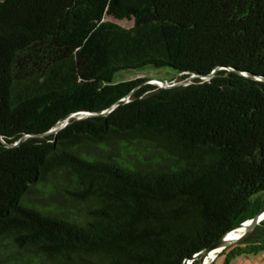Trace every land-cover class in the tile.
Here are the masks:
<instances>
[{
    "label": "trees",
    "instance_id": "trees-1",
    "mask_svg": "<svg viewBox=\"0 0 264 264\" xmlns=\"http://www.w3.org/2000/svg\"><path fill=\"white\" fill-rule=\"evenodd\" d=\"M147 66L194 76L116 80ZM255 77L264 0H0V264H182L250 218ZM42 185L72 206L37 203ZM263 250L264 220L211 264Z\"/></svg>",
    "mask_w": 264,
    "mask_h": 264
},
{
    "label": "rangeland",
    "instance_id": "rangeland-1",
    "mask_svg": "<svg viewBox=\"0 0 264 264\" xmlns=\"http://www.w3.org/2000/svg\"><path fill=\"white\" fill-rule=\"evenodd\" d=\"M106 19L114 21L116 23H118L119 25L123 26V27H130L132 26L133 22L132 20H128V19H123V20H117L114 19L112 17H106ZM137 77H147L148 80L146 83H155L153 81V79H162V80H166L168 83L169 82H177V81H181L183 79H180L179 74H176L171 68L169 67H161V68H154V67H144L142 69H137V70H124L121 71L120 73H118L116 75V80H124V79H132V78H137ZM191 80V78H190ZM67 179V178H65ZM40 190L41 193H39V195H34L35 193H33L34 197H38L37 198V203L40 204H47L48 203V198L44 201V199L48 196H50V201L52 203H56V204H60V205H65L66 206H70L71 202L69 203L67 198H65V196H61V194H65L64 191L60 194L61 189L60 188H56V187H52V189H48L46 188L44 185L40 186ZM33 195L30 196L29 199L33 198ZM72 206V204H71ZM72 213H76L78 214V210L77 209H72L71 210ZM226 260V254H220L216 260L214 261V264H224ZM188 264H192L188 263ZM198 264V262H197Z\"/></svg>",
    "mask_w": 264,
    "mask_h": 264
},
{
    "label": "water",
    "instance_id": "water-1",
    "mask_svg": "<svg viewBox=\"0 0 264 264\" xmlns=\"http://www.w3.org/2000/svg\"><path fill=\"white\" fill-rule=\"evenodd\" d=\"M240 73H242V72H240ZM193 76L194 75L192 74V75H189L188 77L184 78L181 81L172 82V83H168L166 80H161V79H153V81L155 83L161 85V86L186 85V84L190 83V78H192ZM255 78L258 80H261V79L264 80L263 77H255ZM111 110H112V108H110L108 110H104L100 114H107ZM91 115H93V113L84 111V112H79V114L76 118L79 119V118H83V117H87V116H91ZM66 123H67V120H65L59 126L49 130L48 133L49 132H57L59 129H61L63 126H65ZM11 145H14V144H7V146H11ZM263 220H264V205L250 218L243 219V220L239 221L238 223H236L233 227H231L228 231H226L221 237H219L216 241H214L209 247L201 250L200 252L196 253L194 256H192L190 258H186L182 264L191 263L195 259L201 260L202 258L207 257L208 255H210L211 253H213L215 251H218V253H219L225 247H227L229 245L237 244V243L243 241L254 231V229ZM243 223L247 224V227L244 230V232L239 237H237L235 239L232 238V233L234 231V228L240 224H243Z\"/></svg>",
    "mask_w": 264,
    "mask_h": 264
},
{
    "label": "crops",
    "instance_id": "crops-1",
    "mask_svg": "<svg viewBox=\"0 0 264 264\" xmlns=\"http://www.w3.org/2000/svg\"><path fill=\"white\" fill-rule=\"evenodd\" d=\"M228 264H264V250L254 254L236 255L229 259Z\"/></svg>",
    "mask_w": 264,
    "mask_h": 264
},
{
    "label": "bare ground",
    "instance_id": "bare-ground-1",
    "mask_svg": "<svg viewBox=\"0 0 264 264\" xmlns=\"http://www.w3.org/2000/svg\"><path fill=\"white\" fill-rule=\"evenodd\" d=\"M246 227H247L246 223H243V224L236 226L234 228L233 233H232V238L235 239V238L239 237L244 232ZM217 253H218V251H215V252L211 253L210 255H208L207 257L202 258L201 260L198 261V264H211V262L214 260L215 255ZM186 264H188V263H186Z\"/></svg>",
    "mask_w": 264,
    "mask_h": 264
},
{
    "label": "clouds",
    "instance_id": "clouds-1",
    "mask_svg": "<svg viewBox=\"0 0 264 264\" xmlns=\"http://www.w3.org/2000/svg\"><path fill=\"white\" fill-rule=\"evenodd\" d=\"M155 84H157V83H155ZM159 85V84H158ZM161 86V85H160Z\"/></svg>",
    "mask_w": 264,
    "mask_h": 264
}]
</instances>
